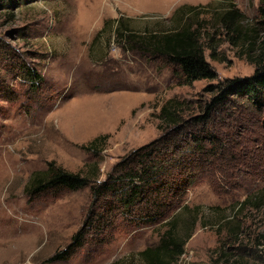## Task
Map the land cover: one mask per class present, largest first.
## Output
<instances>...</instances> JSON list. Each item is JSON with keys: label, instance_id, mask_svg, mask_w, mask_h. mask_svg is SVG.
Instances as JSON below:
<instances>
[{"label": "rangeland", "instance_id": "1", "mask_svg": "<svg viewBox=\"0 0 264 264\" xmlns=\"http://www.w3.org/2000/svg\"><path fill=\"white\" fill-rule=\"evenodd\" d=\"M260 2L0 0V264H146L140 252L156 246L169 228L186 240L175 264H264V129L259 112L243 99L207 126L222 135L223 154L194 170L157 220L122 213L111 196L107 213L102 202L92 204L88 188L32 201L24 193L31 174L49 161L104 181L130 151L159 137V112L168 100L188 101L183 116L189 117L214 95L208 85L252 75L248 56L264 51ZM233 9L241 16L242 37H248L237 44L220 22ZM187 26L197 30L218 79L184 85L175 67L127 37ZM23 64L41 77L38 87L24 82ZM112 97L120 104L111 132L74 140L53 118L60 110L61 122L75 114L79 124L80 116L99 112ZM96 137L98 143L86 149ZM91 212L106 213L100 222L92 217L89 226ZM79 232L82 245L68 260H49Z\"/></svg>", "mask_w": 264, "mask_h": 264}, {"label": "trees", "instance_id": "2", "mask_svg": "<svg viewBox=\"0 0 264 264\" xmlns=\"http://www.w3.org/2000/svg\"><path fill=\"white\" fill-rule=\"evenodd\" d=\"M258 14L259 25L264 30V0L258 6ZM240 18L237 9L227 10L220 17L225 30L232 34L229 39L232 44H237L241 39L248 40L246 35L245 38L240 33ZM127 37L143 52L175 67L184 85L198 80L218 79L217 71L205 57L197 30L187 26L142 38H135L130 33ZM210 55L214 57L213 53ZM248 58L255 66L252 75L226 78L208 85L207 91L214 95L198 107L197 114L184 117L183 111L188 101L168 100L159 112L162 132L159 137L130 151L113 166L104 181L96 183L97 179L70 172L55 161H49L45 170L31 174L24 186V193L32 201L48 192L88 188L92 204L102 202L101 207H105L103 211L107 213L111 212L109 204H113L108 198L111 196L124 214H137L144 220L161 218L170 206L171 197L179 195L190 184L192 172L206 167L208 157L218 159L223 154L225 144L222 135L215 128L207 127L215 114L234 104L237 99H243L259 112L260 124L264 129V51L255 58ZM20 68L24 82L30 83L33 88L38 87L41 77L35 69L25 64ZM98 141V137L94 138L86 149L92 150ZM106 212H96L95 216L91 212L93 215L88 216L89 224L93 221L92 217L94 222H100ZM170 223L172 227L173 222ZM82 234H76L72 244L54 253L49 260H68L82 245ZM185 241L177 238L169 228L156 246L145 248L140 256L146 264H175L184 252Z\"/></svg>", "mask_w": 264, "mask_h": 264}, {"label": "crops", "instance_id": "3", "mask_svg": "<svg viewBox=\"0 0 264 264\" xmlns=\"http://www.w3.org/2000/svg\"><path fill=\"white\" fill-rule=\"evenodd\" d=\"M112 93H114V91H112ZM65 104L66 103L63 105ZM119 104L117 98L114 97L110 100L103 101L99 112H85L80 116L81 123L79 124L73 122L74 118H78L75 114L68 116L69 118H72L70 122H61V118L58 119L60 110L58 115L55 113L53 114V118L57 120L56 125H58L63 133L69 138L81 140L85 137L87 139L99 133L111 132L114 130L119 120V117L115 114V110L119 107ZM127 107L129 106H123L124 109Z\"/></svg>", "mask_w": 264, "mask_h": 264}]
</instances>
